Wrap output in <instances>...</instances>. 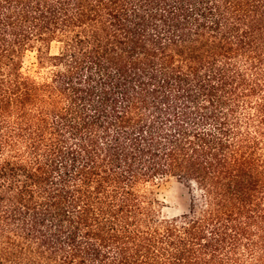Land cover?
<instances>
[{
	"label": "trees",
	"instance_id": "obj_1",
	"mask_svg": "<svg viewBox=\"0 0 264 264\" xmlns=\"http://www.w3.org/2000/svg\"><path fill=\"white\" fill-rule=\"evenodd\" d=\"M0 264H264V0H0Z\"/></svg>",
	"mask_w": 264,
	"mask_h": 264
},
{
	"label": "rangeland",
	"instance_id": "obj_2",
	"mask_svg": "<svg viewBox=\"0 0 264 264\" xmlns=\"http://www.w3.org/2000/svg\"><path fill=\"white\" fill-rule=\"evenodd\" d=\"M57 46L52 44L50 51L55 52ZM35 61V52H29L24 58V65L30 66ZM156 196L162 201L161 215L173 217L188 211L190 203V186L175 178H167L154 187Z\"/></svg>",
	"mask_w": 264,
	"mask_h": 264
}]
</instances>
